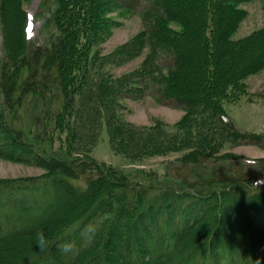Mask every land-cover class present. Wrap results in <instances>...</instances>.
Wrapping results in <instances>:
<instances>
[{
	"label": "trees",
	"instance_id": "obj_1",
	"mask_svg": "<svg viewBox=\"0 0 264 264\" xmlns=\"http://www.w3.org/2000/svg\"><path fill=\"white\" fill-rule=\"evenodd\" d=\"M28 1L0 0L5 48L0 128L2 135L11 134L18 152L37 155L44 172L0 179V264H264V159L222 158L214 147L192 148L182 162L194 164L195 177L159 181L89 157L104 126L115 150L130 160L146 146L165 148L173 140L162 133L149 136L150 128L125 122L118 99L126 95L116 93L111 76L106 80L93 72L91 49L102 37L106 10L102 0H57L60 35L39 45L28 39ZM153 1L148 8L162 16L157 32L148 28V36L141 33L124 49L143 41L152 53L154 41L162 43L170 57L164 66L168 73L159 75L147 57L142 74L122 85L140 83L146 95L185 108V123L196 111L218 117L223 128L235 132L222 102L232 87L264 68V30L230 38L246 14L235 4L251 0H233V7L227 0ZM232 11L234 19L227 15ZM85 38L91 43L84 44ZM53 89L62 97L52 110ZM35 109L44 132L30 140L24 131ZM57 130L68 131V151L47 154L51 136L46 134ZM210 135L204 136L207 144L213 141ZM228 162L241 164L248 174H220L218 167ZM41 230L49 240L45 251L35 244ZM61 245L78 254L61 252Z\"/></svg>",
	"mask_w": 264,
	"mask_h": 264
},
{
	"label": "rangeland",
	"instance_id": "obj_2",
	"mask_svg": "<svg viewBox=\"0 0 264 264\" xmlns=\"http://www.w3.org/2000/svg\"><path fill=\"white\" fill-rule=\"evenodd\" d=\"M57 0H46L42 13L39 14L43 0H29L26 8L29 14V36L32 45L47 44L49 39L55 42L60 35L56 21V12L59 8ZM105 7L103 14L102 37L92 47L91 62H94L93 72L105 75L103 79L110 80L116 93L125 94L126 97H119L122 102L124 121L130 125L140 128H150L146 133L155 137L154 133L165 135L168 140H173L171 144L165 142L166 147L146 146L144 153L135 154L134 160L128 159L126 155L115 150L111 143V137L106 126L100 130V136L89 157L95 158L107 167L120 168L127 174H135L138 170L143 175L148 174L153 178L162 181L167 177L179 179L195 177L192 162L184 164L183 156L189 153L192 148L204 150L215 148L217 155L222 158L247 157L264 159V68L248 75L242 79L237 86L232 87L230 95L222 102V109L229 114L237 126V130L232 132L219 124L218 117H209L195 111L191 114L190 121H183L186 109L175 103H164L157 98L146 95L148 90L140 83L122 85L135 75L142 74L141 67L147 61V57L161 70L159 75L168 73L166 64L170 63L169 54L161 50L162 43L154 41L153 52L144 49L145 43H138L128 50L124 46L132 42L141 33L148 36V28L157 32V27L161 21V15L156 9L148 8L154 3L153 0H139L137 7H122L121 0H102ZM137 2V0H129ZM226 4L234 6L233 0H227ZM71 8V6H69ZM236 9L244 11L246 14L238 23L231 35V39L236 41L264 30V0H251L235 4ZM151 9V10H149ZM75 9V12L80 11ZM234 19L233 11L229 14ZM85 17V16H84ZM173 25V23H172ZM175 27L176 24H174ZM149 38V37H147ZM84 44H90V38ZM84 49V48H83ZM4 41L0 24V73L4 61ZM155 69V68H154ZM79 75V73L77 74ZM159 75H156L159 77ZM142 88V89H141ZM135 89L137 91H130ZM141 90V91H140ZM53 94L52 110L57 107L62 97L61 90H51ZM47 95L44 96V98ZM48 97V96H47ZM28 103L30 96L25 97ZM46 99V98H45ZM46 101V100H45ZM52 104H45L49 107ZM46 107V108H47ZM25 110V109H24ZM21 109L19 110V113ZM39 110H31L27 116V129L24 135L30 140L42 135L44 130L38 127ZM50 117V116H49ZM206 128H202V125ZM34 128V129H33ZM33 130V131H29ZM156 129V130H155ZM0 128V179L18 178L39 175L44 172L39 161V157L30 153L18 152L15 145L10 141L11 134L2 135ZM68 131H49L46 135L51 138L45 142V152L61 153L68 151L67 136ZM27 133V135H26ZM46 133V131H45ZM211 133L209 144L203 141L206 134ZM203 136H202V135ZM32 135L34 137H32ZM12 140V139H11ZM162 140V139H160ZM206 143V144H205ZM211 146V147H209ZM76 155V154H75ZM74 155V156H75ZM15 156V157H11ZM223 163L218 170H223L224 176L237 175L239 170L244 171L241 164ZM242 168V169H241ZM245 172V171H244ZM248 172V171H247ZM237 173V174H235ZM246 173V172H245ZM248 173H246L247 175ZM38 200L39 195L35 196Z\"/></svg>",
	"mask_w": 264,
	"mask_h": 264
},
{
	"label": "clouds",
	"instance_id": "obj_3",
	"mask_svg": "<svg viewBox=\"0 0 264 264\" xmlns=\"http://www.w3.org/2000/svg\"><path fill=\"white\" fill-rule=\"evenodd\" d=\"M35 244L38 245L40 251H45L48 248L49 240L44 231L41 230L36 233ZM60 250L65 254H78V250L69 245H61Z\"/></svg>",
	"mask_w": 264,
	"mask_h": 264
}]
</instances>
